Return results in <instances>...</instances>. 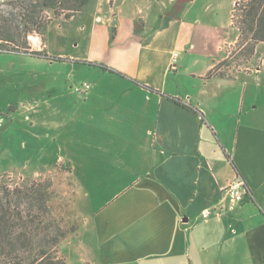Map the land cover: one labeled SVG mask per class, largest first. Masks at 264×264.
I'll use <instances>...</instances> for the list:
<instances>
[{"label":"crops","instance_id":"1","mask_svg":"<svg viewBox=\"0 0 264 264\" xmlns=\"http://www.w3.org/2000/svg\"><path fill=\"white\" fill-rule=\"evenodd\" d=\"M235 3L93 0L33 39L92 76L72 85L87 94L45 102L86 221L67 264H264V64L220 72L239 39ZM237 177L251 194L241 204L224 193Z\"/></svg>","mask_w":264,"mask_h":264},{"label":"rangeland","instance_id":"2","mask_svg":"<svg viewBox=\"0 0 264 264\" xmlns=\"http://www.w3.org/2000/svg\"><path fill=\"white\" fill-rule=\"evenodd\" d=\"M8 1L0 2L3 9H6ZM46 15L51 22L67 26L80 14L71 19H66L63 14L57 16L52 11ZM45 31L29 36V43H33L34 38L43 39ZM227 54L228 59L220 66L223 75L233 77L247 73L250 68L263 66L264 43H241L238 39L235 45L227 48ZM57 55L44 58L0 51V182L11 188L32 181L49 187L54 214L67 232L66 239L59 246L58 256L67 262V244L79 243V234L83 236L86 221L78 213L79 193L71 182L67 163L62 160L70 147L60 136V125H48L53 119L47 120L45 102L52 100V95L75 92L74 82L92 76L90 73L72 72L74 64L78 70H89L88 65L73 64ZM259 80L258 111L264 119V73ZM251 91L252 87L247 91V98ZM31 106L35 110L30 111ZM56 164L58 167L47 173Z\"/></svg>","mask_w":264,"mask_h":264},{"label":"trees","instance_id":"3","mask_svg":"<svg viewBox=\"0 0 264 264\" xmlns=\"http://www.w3.org/2000/svg\"><path fill=\"white\" fill-rule=\"evenodd\" d=\"M92 2L9 0L6 9L0 4V51L48 58L33 50L28 41L52 23L46 13L71 19L86 12ZM233 26L241 43H264V0H236ZM66 237L54 214L48 186L32 181L11 188L0 182V264H67L58 256Z\"/></svg>","mask_w":264,"mask_h":264},{"label":"built area","instance_id":"4","mask_svg":"<svg viewBox=\"0 0 264 264\" xmlns=\"http://www.w3.org/2000/svg\"><path fill=\"white\" fill-rule=\"evenodd\" d=\"M178 53H175L172 58L171 68H175L177 65ZM91 86L88 83H84L81 87L76 88V92L81 95H85L90 90ZM225 196L234 204H241L246 199L251 198V194L245 184L244 180L237 177L233 180L225 189ZM209 211L205 212V216H209Z\"/></svg>","mask_w":264,"mask_h":264}]
</instances>
